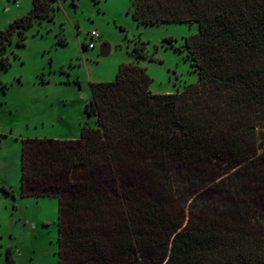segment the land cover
Instances as JSON below:
<instances>
[{
  "label": "trees",
  "instance_id": "1",
  "mask_svg": "<svg viewBox=\"0 0 264 264\" xmlns=\"http://www.w3.org/2000/svg\"><path fill=\"white\" fill-rule=\"evenodd\" d=\"M58 1L33 0L0 29L1 66L14 34L54 18ZM132 4L139 24L198 23L183 44L198 81L154 93L140 61L155 53L134 47L114 80L91 83L85 112L96 126L86 120L74 139H23V194L59 198V264H264V184L251 180L264 158V0ZM235 168L230 201L213 213L196 205L184 225L176 197ZM3 264H16L11 247Z\"/></svg>",
  "mask_w": 264,
  "mask_h": 264
},
{
  "label": "rangeland",
  "instance_id": "2",
  "mask_svg": "<svg viewBox=\"0 0 264 264\" xmlns=\"http://www.w3.org/2000/svg\"><path fill=\"white\" fill-rule=\"evenodd\" d=\"M32 7L33 0H0V29ZM52 12L54 18L37 19L28 30L14 34L6 52L11 65H0V183L12 191L0 189V264L9 247L16 264H59V198L23 194V139H74L86 120L96 126L97 117L85 112L93 99L91 83L114 80L119 66L133 60L134 47L155 53L156 59L140 61L153 79L154 93L180 91L198 81L183 46L186 36L199 31L198 23L139 24L132 0H59ZM105 41L112 45L108 56L101 54ZM257 138L263 151L264 120L257 124ZM255 162L251 180L259 187L264 184V158ZM236 170L176 197L185 206L184 225L196 205L213 213L218 201H230L226 197L235 191L227 183ZM256 202L259 212L264 211V200Z\"/></svg>",
  "mask_w": 264,
  "mask_h": 264
},
{
  "label": "water",
  "instance_id": "3",
  "mask_svg": "<svg viewBox=\"0 0 264 264\" xmlns=\"http://www.w3.org/2000/svg\"><path fill=\"white\" fill-rule=\"evenodd\" d=\"M112 51V45L108 42H103L101 46V54L103 56H108Z\"/></svg>",
  "mask_w": 264,
  "mask_h": 264
},
{
  "label": "built area",
  "instance_id": "4",
  "mask_svg": "<svg viewBox=\"0 0 264 264\" xmlns=\"http://www.w3.org/2000/svg\"><path fill=\"white\" fill-rule=\"evenodd\" d=\"M92 37L96 38L97 34L95 32L92 33ZM96 46L95 41L90 44V48H94Z\"/></svg>",
  "mask_w": 264,
  "mask_h": 264
},
{
  "label": "crops",
  "instance_id": "5",
  "mask_svg": "<svg viewBox=\"0 0 264 264\" xmlns=\"http://www.w3.org/2000/svg\"><path fill=\"white\" fill-rule=\"evenodd\" d=\"M4 136H6V135H4Z\"/></svg>",
  "mask_w": 264,
  "mask_h": 264
}]
</instances>
